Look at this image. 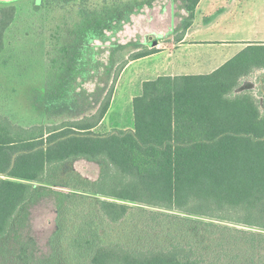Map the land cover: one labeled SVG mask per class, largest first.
Segmentation results:
<instances>
[{
    "label": "trees",
    "instance_id": "16d2710c",
    "mask_svg": "<svg viewBox=\"0 0 264 264\" xmlns=\"http://www.w3.org/2000/svg\"><path fill=\"white\" fill-rule=\"evenodd\" d=\"M198 1L187 0L190 15ZM15 16V7H0V54ZM262 67L258 47L210 75L144 82L132 101V130L98 132L113 88L94 114L53 128L27 130L0 117V264H204L229 255L226 264H264L263 233L179 218L195 228V244L127 251L105 244L96 224H119L131 203L264 231V76L258 89L243 88ZM79 160L101 165L98 179L70 174L58 182L60 167ZM39 185L72 192L52 191L56 228L46 253L20 232L26 207L47 195ZM81 203L88 211L70 219Z\"/></svg>",
    "mask_w": 264,
    "mask_h": 264
},
{
    "label": "rangeland",
    "instance_id": "374dc122",
    "mask_svg": "<svg viewBox=\"0 0 264 264\" xmlns=\"http://www.w3.org/2000/svg\"><path fill=\"white\" fill-rule=\"evenodd\" d=\"M186 5L187 0H18L0 59V117L27 130L53 128L94 114L113 88L112 109L98 132L129 127V87L134 85L139 68L119 73L120 68L140 51L167 50L169 46L172 50L170 43L177 42L190 19ZM60 168L58 182L70 174L94 182L101 165L79 160ZM39 187L47 195L26 207L20 232L33 237L39 252L46 253L47 241L56 228L52 191L72 192L59 186ZM127 204V214L119 224H108L103 217L96 222L105 244L127 251L160 250L190 240L189 245L195 244V228L179 218L264 234L239 224ZM80 209L88 211L87 204L72 208L70 219L83 211ZM229 257H207L204 264H226Z\"/></svg>",
    "mask_w": 264,
    "mask_h": 264
},
{
    "label": "crops",
    "instance_id": "0c3cea01",
    "mask_svg": "<svg viewBox=\"0 0 264 264\" xmlns=\"http://www.w3.org/2000/svg\"><path fill=\"white\" fill-rule=\"evenodd\" d=\"M17 2L18 0H0V7H14ZM187 13L190 18L188 26L176 43H170L172 50L170 46L167 50L157 49L152 55L130 61L123 68L124 73L135 67L139 69L134 75V85L129 87L131 123L122 130L133 128L132 101L141 95L144 82L159 77L210 75L240 53L252 48H264V0H199L193 14ZM4 51L5 48L0 59ZM262 76L263 67L254 69L244 80L243 88L261 86ZM114 94L115 89L100 127L110 114Z\"/></svg>",
    "mask_w": 264,
    "mask_h": 264
},
{
    "label": "water",
    "instance_id": "95a60500",
    "mask_svg": "<svg viewBox=\"0 0 264 264\" xmlns=\"http://www.w3.org/2000/svg\"><path fill=\"white\" fill-rule=\"evenodd\" d=\"M154 45H156V43H152V44H151V46H154Z\"/></svg>",
    "mask_w": 264,
    "mask_h": 264
}]
</instances>
